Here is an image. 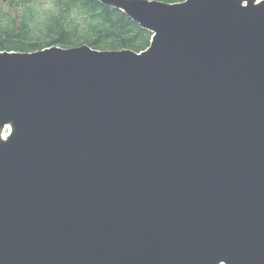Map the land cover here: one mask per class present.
Masks as SVG:
<instances>
[{
	"label": "water",
	"instance_id": "water-1",
	"mask_svg": "<svg viewBox=\"0 0 264 264\" xmlns=\"http://www.w3.org/2000/svg\"><path fill=\"white\" fill-rule=\"evenodd\" d=\"M150 47L0 53V264H264V0H99Z\"/></svg>",
	"mask_w": 264,
	"mask_h": 264
},
{
	"label": "trees",
	"instance_id": "trees-1",
	"mask_svg": "<svg viewBox=\"0 0 264 264\" xmlns=\"http://www.w3.org/2000/svg\"><path fill=\"white\" fill-rule=\"evenodd\" d=\"M39 0H0V53L82 45L99 51H145L153 34L99 0H51L54 10L33 11ZM180 3L186 0H153Z\"/></svg>",
	"mask_w": 264,
	"mask_h": 264
},
{
	"label": "rangeland",
	"instance_id": "rangeland-1",
	"mask_svg": "<svg viewBox=\"0 0 264 264\" xmlns=\"http://www.w3.org/2000/svg\"><path fill=\"white\" fill-rule=\"evenodd\" d=\"M7 5H9V3H7ZM54 9L55 8L51 0H39L33 3V11L36 13L45 14V13L51 12Z\"/></svg>",
	"mask_w": 264,
	"mask_h": 264
}]
</instances>
